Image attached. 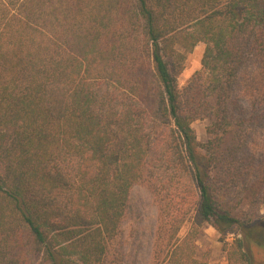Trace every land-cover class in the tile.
Segmentation results:
<instances>
[{"label":"trees","instance_id":"trees-1","mask_svg":"<svg viewBox=\"0 0 264 264\" xmlns=\"http://www.w3.org/2000/svg\"><path fill=\"white\" fill-rule=\"evenodd\" d=\"M256 128L264 0H0V264H105L137 184L160 210L156 264H198L204 223L231 264H264V216L226 200L264 158Z\"/></svg>","mask_w":264,"mask_h":264},{"label":"rangeland","instance_id":"rangeland-1","mask_svg":"<svg viewBox=\"0 0 264 264\" xmlns=\"http://www.w3.org/2000/svg\"><path fill=\"white\" fill-rule=\"evenodd\" d=\"M205 47L206 45L201 42L186 54L184 69L177 75L181 88L187 84L196 71L201 69ZM240 101V107H242L243 101L242 99ZM240 107H234L233 113L237 114ZM215 121L216 117H209L193 122L192 127L201 144L213 137L210 129ZM253 133L255 139L264 144V128H256ZM252 150L254 155L261 151L260 148L256 150L254 147ZM248 159L249 162L245 161V164L242 165L240 180L229 185L226 191V200L239 203L237 207L239 211L264 216V177H262L264 158L261 160L257 155L255 159H251V156ZM254 186L255 188H253ZM250 193H252L251 196L247 198ZM254 194H257L256 202L250 205L249 202L253 199ZM159 221L160 210L153 193L146 185L137 184L132 189L130 205L120 225L119 233L109 243L105 264H156L154 248ZM190 225L191 222H188L181 233L185 234ZM200 231L197 237L198 264H231L224 250V243L219 240L218 231L207 223L201 225ZM232 237L233 235L228 236L227 241L231 242Z\"/></svg>","mask_w":264,"mask_h":264}]
</instances>
